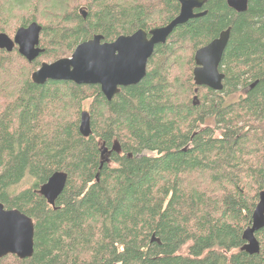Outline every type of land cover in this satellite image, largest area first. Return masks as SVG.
Here are the masks:
<instances>
[{
	"label": "trees",
	"instance_id": "16d2710c",
	"mask_svg": "<svg viewBox=\"0 0 264 264\" xmlns=\"http://www.w3.org/2000/svg\"><path fill=\"white\" fill-rule=\"evenodd\" d=\"M77 1L0 0V34L36 23L43 50L32 62L0 50V203L34 224L32 257L0 264H264V227L259 253L242 250L264 192V0L240 14L207 0L111 101L97 85L31 75L94 35L111 43L165 26L179 3ZM227 29L222 90L195 86V52ZM56 172L66 183L51 205L41 188Z\"/></svg>",
	"mask_w": 264,
	"mask_h": 264
},
{
	"label": "water",
	"instance_id": "95a60500",
	"mask_svg": "<svg viewBox=\"0 0 264 264\" xmlns=\"http://www.w3.org/2000/svg\"><path fill=\"white\" fill-rule=\"evenodd\" d=\"M207 0H178L179 13L166 26L148 32L139 29L131 35L120 36L111 43L103 42L101 35L79 44L69 58L52 63H42L31 75L32 83L43 85L47 81H65L76 85H97L107 101L119 93L120 88L138 84L146 74L148 59L157 45L166 43L172 31L189 20L203 17L201 11ZM236 13L247 10L248 0H225ZM198 11V12H196ZM85 15V12H82ZM41 27L32 23L19 28L11 39L0 34V50L12 52L17 48L20 56L28 62L35 60L43 50L39 48ZM230 29L194 54L193 82L197 87L212 91L222 90L224 75L219 72L222 55L229 41ZM79 133L87 138L91 135L90 118L87 112L80 115ZM105 153L103 150L102 154ZM66 183V175L54 173L41 188L42 197L54 204ZM264 227V192L254 209L251 226L242 235L245 245L242 250L249 255L259 253L255 233ZM34 224L32 220L15 209H5L0 203V259L8 255L20 260L33 255Z\"/></svg>",
	"mask_w": 264,
	"mask_h": 264
},
{
	"label": "rangeland",
	"instance_id": "374dc122",
	"mask_svg": "<svg viewBox=\"0 0 264 264\" xmlns=\"http://www.w3.org/2000/svg\"><path fill=\"white\" fill-rule=\"evenodd\" d=\"M84 3H86L85 0H78V1H77V4H81V5H83ZM13 36H14V35H13ZM13 36H11L10 38H13ZM185 55H187V53H185ZM47 63H50V62H47ZM181 66H182V65H180V66H178V67H181ZM242 94H243V92H241L240 94H237L234 98H232V99H230V100H231V101H236V100L239 98V96L242 95ZM88 106H89V102L84 103V104H83V107H82L83 111L88 112ZM206 126H207V125H206ZM211 127H213V126H211ZM218 134H219V132H218V131H215V135H218ZM199 178H200V181H203L204 176H200ZM185 250H186V247L183 248V252H185Z\"/></svg>",
	"mask_w": 264,
	"mask_h": 264
},
{
	"label": "bare ground",
	"instance_id": "6f19581e",
	"mask_svg": "<svg viewBox=\"0 0 264 264\" xmlns=\"http://www.w3.org/2000/svg\"><path fill=\"white\" fill-rule=\"evenodd\" d=\"M177 2H178V0H177ZM170 22H171V21H170ZM168 24H169V23H168ZM165 26H166V25H165ZM162 27H163V26H162ZM17 30H18V29H17ZM17 30H16V31H17ZM15 33H16V32H15ZM14 35H15V34H14ZM8 37H9V36H8ZM13 37H14V36H13ZM11 39H12V38H11ZM148 60H149V59H148ZM146 66H147V65H146ZM145 75H146V74H145Z\"/></svg>",
	"mask_w": 264,
	"mask_h": 264
},
{
	"label": "flooded vegetation",
	"instance_id": "af4514ba",
	"mask_svg": "<svg viewBox=\"0 0 264 264\" xmlns=\"http://www.w3.org/2000/svg\"><path fill=\"white\" fill-rule=\"evenodd\" d=\"M202 11V10H201Z\"/></svg>",
	"mask_w": 264,
	"mask_h": 264
}]
</instances>
